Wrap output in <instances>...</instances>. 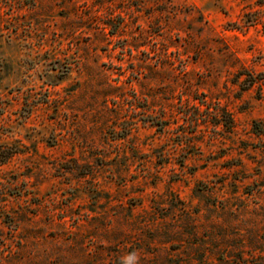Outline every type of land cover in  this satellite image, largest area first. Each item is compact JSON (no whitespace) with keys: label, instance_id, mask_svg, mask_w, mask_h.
<instances>
[{"label":"rangeland","instance_id":"374dc122","mask_svg":"<svg viewBox=\"0 0 264 264\" xmlns=\"http://www.w3.org/2000/svg\"><path fill=\"white\" fill-rule=\"evenodd\" d=\"M242 70L264 74V0H0V145L23 151L0 264H264V81ZM200 102L235 133L195 126Z\"/></svg>","mask_w":264,"mask_h":264},{"label":"trees","instance_id":"16d2710c","mask_svg":"<svg viewBox=\"0 0 264 264\" xmlns=\"http://www.w3.org/2000/svg\"><path fill=\"white\" fill-rule=\"evenodd\" d=\"M263 81H264V74L255 75L253 73H248L242 70L235 75V79L233 83L235 85H238L241 88L242 92H245L259 85V83H262ZM202 106H206V110H202L201 108ZM193 109H194V112H193L194 113V116H193L194 123L193 124L195 126L197 127L199 126L198 124L200 120L199 117L201 116L203 112H206L208 115L206 118L208 120H206V118L203 119L202 120L203 125L207 126L209 122L212 123L215 129L214 131L216 132V134H219V135L222 134V132L229 133V134L235 133L236 123H235L234 117L232 116V114L229 113L227 109L221 107L220 104H218L215 109L214 107L211 108L209 104H206V102H200L199 106L194 105ZM210 109H215V111L212 112L210 111ZM219 128H221V130ZM252 128H253L254 134H256L259 138L264 139V120L254 121ZM262 150L264 151V146H262ZM34 152L36 153V150H34ZM19 153H23V151L20 150L19 148H9L4 145H0V165L5 164L13 156ZM82 169L85 170V172H82L80 177L84 178L88 175L92 176L89 170H87L86 165L82 166ZM68 171L72 173V170H68ZM216 206L217 205H215V207ZM221 209L222 211H226V207H223ZM14 226H17V224H15Z\"/></svg>","mask_w":264,"mask_h":264}]
</instances>
